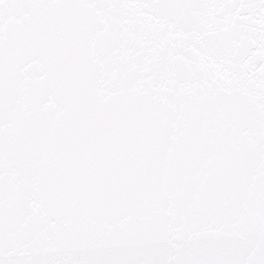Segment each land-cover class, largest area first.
I'll return each instance as SVG.
<instances>
[{"label":"snow or ice","instance_id":"1","mask_svg":"<svg viewBox=\"0 0 264 264\" xmlns=\"http://www.w3.org/2000/svg\"><path fill=\"white\" fill-rule=\"evenodd\" d=\"M0 264H264V0H0Z\"/></svg>","mask_w":264,"mask_h":264}]
</instances>
